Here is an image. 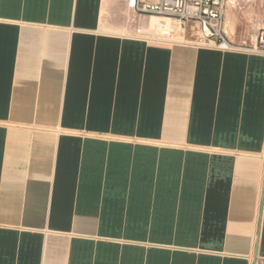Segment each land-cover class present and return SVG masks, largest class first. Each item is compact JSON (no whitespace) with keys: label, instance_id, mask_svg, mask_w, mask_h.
Masks as SVG:
<instances>
[{"label":"crops","instance_id":"1","mask_svg":"<svg viewBox=\"0 0 264 264\" xmlns=\"http://www.w3.org/2000/svg\"><path fill=\"white\" fill-rule=\"evenodd\" d=\"M108 10L0 0V264H264L260 43L114 34Z\"/></svg>","mask_w":264,"mask_h":264},{"label":"built area","instance_id":"2","mask_svg":"<svg viewBox=\"0 0 264 264\" xmlns=\"http://www.w3.org/2000/svg\"><path fill=\"white\" fill-rule=\"evenodd\" d=\"M228 3L229 0H125V7L134 16L160 17L175 22L176 30L187 33L190 37L187 42L193 45L229 51L237 47L232 45L224 28ZM165 33L174 31L169 29ZM135 36L150 38L142 33ZM259 43L256 51L264 53V39ZM262 160L264 163V150Z\"/></svg>","mask_w":264,"mask_h":264},{"label":"rangeland","instance_id":"3","mask_svg":"<svg viewBox=\"0 0 264 264\" xmlns=\"http://www.w3.org/2000/svg\"><path fill=\"white\" fill-rule=\"evenodd\" d=\"M232 2L235 4H228L224 20L229 39L245 45L264 39V0H229V3ZM103 28L107 32L119 35L142 33L149 37L168 38L173 41L190 40L187 33L183 34L176 30L175 22L132 15L125 7V0H109V10L103 20ZM169 29H173L174 33L163 32Z\"/></svg>","mask_w":264,"mask_h":264},{"label":"bare ground","instance_id":"4","mask_svg":"<svg viewBox=\"0 0 264 264\" xmlns=\"http://www.w3.org/2000/svg\"><path fill=\"white\" fill-rule=\"evenodd\" d=\"M231 2V1H230ZM230 4V3H229ZM232 7V5L230 6ZM157 19H161V20H164V21H167V22H170V20L166 19V18H160V17H155ZM163 32H167V30H164ZM264 171V170H263ZM264 174V173H263Z\"/></svg>","mask_w":264,"mask_h":264}]
</instances>
